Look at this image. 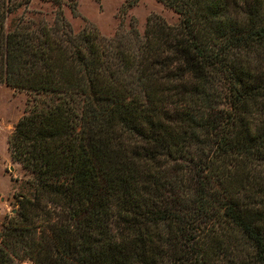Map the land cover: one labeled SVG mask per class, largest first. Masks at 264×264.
I'll return each mask as SVG.
<instances>
[{"label":"trees","instance_id":"1","mask_svg":"<svg viewBox=\"0 0 264 264\" xmlns=\"http://www.w3.org/2000/svg\"><path fill=\"white\" fill-rule=\"evenodd\" d=\"M31 1L0 0V83L52 103L8 138L0 264H264V0H158L176 23L110 37Z\"/></svg>","mask_w":264,"mask_h":264},{"label":"rangeland","instance_id":"2","mask_svg":"<svg viewBox=\"0 0 264 264\" xmlns=\"http://www.w3.org/2000/svg\"><path fill=\"white\" fill-rule=\"evenodd\" d=\"M129 1L132 0H64L61 7L74 31L92 24L105 37L121 30V26L128 28L130 22H136L138 30L142 32L148 17L158 16L170 24L178 21V15L158 0H135L123 15L122 9ZM56 9L52 3L32 0L24 10L18 11V15L22 10L24 15L29 11L36 12L41 14L39 17L42 16V19L52 22ZM51 103L49 95L0 83V231L18 208L15 195L24 190L22 183L25 175L20 164L10 157L8 138L16 122L28 114L33 106ZM19 264L32 262L26 259Z\"/></svg>","mask_w":264,"mask_h":264},{"label":"built area","instance_id":"3","mask_svg":"<svg viewBox=\"0 0 264 264\" xmlns=\"http://www.w3.org/2000/svg\"><path fill=\"white\" fill-rule=\"evenodd\" d=\"M0 216H1V212H0Z\"/></svg>","mask_w":264,"mask_h":264}]
</instances>
